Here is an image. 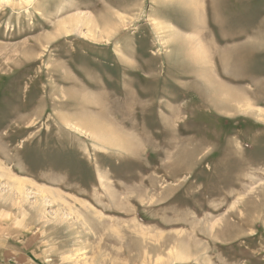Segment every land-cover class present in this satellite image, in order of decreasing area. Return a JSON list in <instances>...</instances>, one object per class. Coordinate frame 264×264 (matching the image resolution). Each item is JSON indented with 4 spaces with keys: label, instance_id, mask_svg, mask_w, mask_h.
<instances>
[{
    "label": "rangeland",
    "instance_id": "1",
    "mask_svg": "<svg viewBox=\"0 0 264 264\" xmlns=\"http://www.w3.org/2000/svg\"><path fill=\"white\" fill-rule=\"evenodd\" d=\"M0 264H264V0H0Z\"/></svg>",
    "mask_w": 264,
    "mask_h": 264
},
{
    "label": "bare ground",
    "instance_id": "2",
    "mask_svg": "<svg viewBox=\"0 0 264 264\" xmlns=\"http://www.w3.org/2000/svg\"><path fill=\"white\" fill-rule=\"evenodd\" d=\"M186 5H187V4H186ZM199 6H200L199 8L201 9V12H202V4H201V5L199 4ZM209 6H210V5H209ZM209 6L207 5V8H206V9H209ZM226 6H227V5H226ZM204 8H205V7H204ZM200 9H199V11H200ZM206 9H205V10H206ZM206 11H207V10H206ZM244 14H245V13H244ZM231 16H232V15H231ZM214 20H215V19H214ZM88 25H89V24H88ZM241 25H242V24H241ZM94 27H95V25H94ZM92 30H93V29H92ZM166 30H167V29H166ZM166 30H165V31H166ZM173 30H174V29H173ZM92 32H93V31H92ZM93 33H94V32H93ZM241 34H242V33L239 32V33H237V34L235 35V37H240ZM242 35H243V34H242ZM195 41H196V43H197V47L199 48L201 54H203V55L206 56L205 49H204L205 47H203V45H202V43H201V40H200V38L198 37V35L195 36ZM186 42H187V41H186ZM193 46H194V45H193ZM195 46H196V45H195ZM247 47H248V46H247ZM195 48H196V47H195ZM198 48H197V49H198ZM245 48H246V47H245ZM247 49H248V48H247ZM254 50H255V49H254ZM239 52H240V51H239ZM201 54H200V55H201ZM235 54L237 55V54H238V51H236ZM195 55H197V54H195ZM200 57L203 58V59H206L204 56H200ZM208 57H209V56H208ZM198 58H199V57H198ZM196 60H197V58H196ZM206 60H207V59H206ZM207 61L210 62V60H207ZM210 67H211V69H213V67H212V65H211V62H210ZM214 68H215V66H214ZM216 72H218V71L216 70ZM217 74H218V73H217ZM210 83H211V82H210ZM214 88H215V87H214ZM212 90H213V89H212ZM238 91H239V90H238ZM209 94H210V93H209ZM217 94H218V93H217ZM237 94H238V93H237ZM237 94H236V95H237ZM212 95H213V92H212ZM236 95H235V96H236ZM228 96H229V95H228ZM238 96H239V95H238ZM239 97H240V96H239ZM239 97H238V98H239ZM223 98L227 99L228 101H230V100L232 99L231 101H233L234 104L239 105V106H240V105H241V106H242V105L244 106L245 104H247V101H246V102H244V101L242 102V101H241L242 99L238 100V99H235V97H234V98H231V99H230V98L228 99V98H226V97L224 96ZM210 99H213L212 101L215 100L214 97H213V98L211 97ZM247 99H248V98H247ZM207 101H208V100H207ZM228 101H227V102H228ZM239 101H240V102H239ZM214 102H215V101H214ZM214 102H213V104H215ZM222 102H224V101H222ZM233 102H232V103H233ZM219 103H220V102H219ZM225 103H226V102H225ZM237 103H238V104H237ZM241 103H242V104H241ZM248 104H249V103H248ZM248 104H247V105H248ZM217 105H219V104H217V102H216V106H217ZM247 105H246V106H247ZM38 114H39V113H38ZM40 115H41V114H40ZM26 127H27V126H26ZM33 138H34V137H33Z\"/></svg>",
    "mask_w": 264,
    "mask_h": 264
},
{
    "label": "crops",
    "instance_id": "3",
    "mask_svg": "<svg viewBox=\"0 0 264 264\" xmlns=\"http://www.w3.org/2000/svg\"><path fill=\"white\" fill-rule=\"evenodd\" d=\"M15 257H16L20 262H28V259H27V257H26L25 254L17 253V254L15 255ZM7 259H9V258H7Z\"/></svg>",
    "mask_w": 264,
    "mask_h": 264
}]
</instances>
